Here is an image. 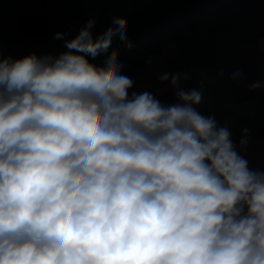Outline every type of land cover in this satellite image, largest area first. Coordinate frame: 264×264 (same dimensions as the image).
Listing matches in <instances>:
<instances>
[{"label":"clouds","instance_id":"1","mask_svg":"<svg viewBox=\"0 0 264 264\" xmlns=\"http://www.w3.org/2000/svg\"><path fill=\"white\" fill-rule=\"evenodd\" d=\"M94 23L59 56L0 60V264H264V170L179 74L181 103L129 98L118 52L87 59L127 43L128 22L95 40Z\"/></svg>","mask_w":264,"mask_h":264},{"label":"trees","instance_id":"2","mask_svg":"<svg viewBox=\"0 0 264 264\" xmlns=\"http://www.w3.org/2000/svg\"><path fill=\"white\" fill-rule=\"evenodd\" d=\"M114 18L127 20V43L114 38L107 52L88 55L94 65L103 66L116 51L120 74L130 77L145 67L149 56L160 54L166 39H174L198 67L225 70L238 101L253 100L264 89L250 90L257 81L264 84V50L259 45L264 38V0H0V60L59 56L67 51L65 41L89 20L95 21V40ZM58 32L67 35L57 40ZM237 71L242 78L234 80ZM176 92L158 101L166 107ZM226 127L236 145L244 129L248 140L264 139V120L249 114Z\"/></svg>","mask_w":264,"mask_h":264},{"label":"crops","instance_id":"3","mask_svg":"<svg viewBox=\"0 0 264 264\" xmlns=\"http://www.w3.org/2000/svg\"><path fill=\"white\" fill-rule=\"evenodd\" d=\"M264 50V38L259 40ZM222 68H200L192 57L182 47L181 42L166 39L161 45L158 55H151L145 67L129 78L134 82L129 89V98L133 92L151 93L157 100L169 91H177L171 84V76L180 75L179 89L190 91L202 90L203 97L199 105H194L203 116L214 117L219 127H225L242 114H249L259 120H264V89L259 97L240 102L237 100L234 87L225 70ZM169 75V80L161 81L160 77ZM187 76V79L184 77ZM181 103L175 94L169 104ZM237 151L247 161L251 170H264V139L248 140L246 147L236 145Z\"/></svg>","mask_w":264,"mask_h":264},{"label":"rangeland","instance_id":"4","mask_svg":"<svg viewBox=\"0 0 264 264\" xmlns=\"http://www.w3.org/2000/svg\"><path fill=\"white\" fill-rule=\"evenodd\" d=\"M10 26H12V24H10ZM157 33H158V31H157V32H155V34H156V35H157ZM155 34H154V35H155ZM150 40H151V38L149 39V41H150Z\"/></svg>","mask_w":264,"mask_h":264}]
</instances>
